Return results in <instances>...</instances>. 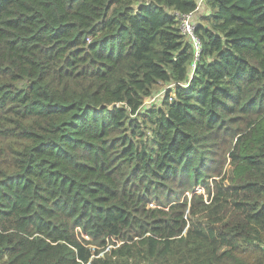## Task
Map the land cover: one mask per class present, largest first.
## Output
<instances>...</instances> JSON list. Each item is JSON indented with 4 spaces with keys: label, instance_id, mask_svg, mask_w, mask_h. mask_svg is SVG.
Returning a JSON list of instances; mask_svg holds the SVG:
<instances>
[{
    "label": "trees",
    "instance_id": "trees-1",
    "mask_svg": "<svg viewBox=\"0 0 264 264\" xmlns=\"http://www.w3.org/2000/svg\"><path fill=\"white\" fill-rule=\"evenodd\" d=\"M201 2L0 0V264H264V0Z\"/></svg>",
    "mask_w": 264,
    "mask_h": 264
},
{
    "label": "built area",
    "instance_id": "built-area-1",
    "mask_svg": "<svg viewBox=\"0 0 264 264\" xmlns=\"http://www.w3.org/2000/svg\"><path fill=\"white\" fill-rule=\"evenodd\" d=\"M174 16L179 21V29L181 33L186 36L187 40L191 43L193 47L194 61H196L198 59V55L200 51V41L199 38L196 35H194V31H193L195 26V18L192 13H188L186 15H179L177 13H174ZM192 67H194V64L192 65ZM160 97L161 95L158 94L152 100Z\"/></svg>",
    "mask_w": 264,
    "mask_h": 264
},
{
    "label": "rangeland",
    "instance_id": "rangeland-1",
    "mask_svg": "<svg viewBox=\"0 0 264 264\" xmlns=\"http://www.w3.org/2000/svg\"><path fill=\"white\" fill-rule=\"evenodd\" d=\"M202 0H199V2H200V4H199V6H198V9L199 10H201L202 9V2H201ZM154 97H152V98H149V99H146L145 100V102H144V105H148V104H151V103H153V101L154 100H152ZM229 168V166H228V164L227 163H225L224 164V169H223V171L224 170H227ZM196 190V193H202V188L201 187H196L195 188ZM189 196V195H188Z\"/></svg>",
    "mask_w": 264,
    "mask_h": 264
},
{
    "label": "water",
    "instance_id": "water-1",
    "mask_svg": "<svg viewBox=\"0 0 264 264\" xmlns=\"http://www.w3.org/2000/svg\"><path fill=\"white\" fill-rule=\"evenodd\" d=\"M114 105H111V106H109V108L108 109H112V107H113Z\"/></svg>",
    "mask_w": 264,
    "mask_h": 264
}]
</instances>
